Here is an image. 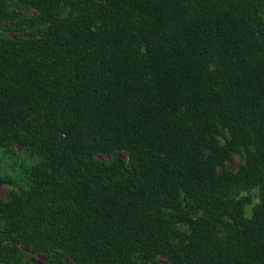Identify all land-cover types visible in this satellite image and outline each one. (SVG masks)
I'll return each instance as SVG.
<instances>
[{
	"label": "trees",
	"instance_id": "trees-1",
	"mask_svg": "<svg viewBox=\"0 0 264 264\" xmlns=\"http://www.w3.org/2000/svg\"><path fill=\"white\" fill-rule=\"evenodd\" d=\"M17 144L0 264H264V0H0Z\"/></svg>",
	"mask_w": 264,
	"mask_h": 264
},
{
	"label": "rangeland",
	"instance_id": "rangeland-1",
	"mask_svg": "<svg viewBox=\"0 0 264 264\" xmlns=\"http://www.w3.org/2000/svg\"><path fill=\"white\" fill-rule=\"evenodd\" d=\"M101 158L108 160L109 156L101 154ZM34 160L35 158L20 144L13 146V150H0V177H2V180H0V197H6L9 189L19 190L21 184L25 185L26 168H24V165L31 164ZM241 162L242 156L236 154L233 160L228 163V166L235 169ZM256 199L255 196L254 200ZM250 209L249 204H246L245 207L243 204L237 205L235 207L236 217L238 219L245 218V215L250 214ZM20 247L32 261L38 264L46 263L48 257L45 253L34 250L25 244H21ZM162 262L169 264L165 258H162Z\"/></svg>",
	"mask_w": 264,
	"mask_h": 264
}]
</instances>
